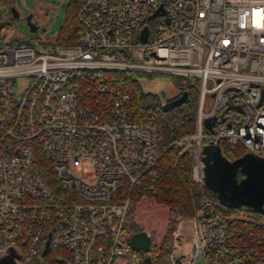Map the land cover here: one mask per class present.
<instances>
[{
  "label": "built area",
  "instance_id": "obj_1",
  "mask_svg": "<svg viewBox=\"0 0 264 264\" xmlns=\"http://www.w3.org/2000/svg\"><path fill=\"white\" fill-rule=\"evenodd\" d=\"M77 19L73 46L0 43V258L41 264L61 249L63 264L145 261L124 237L131 204L118 192L154 166L161 128L131 120L129 94L104 83L131 72L199 82L195 130L175 143L202 188L194 242L170 264H264V224L232 226L204 188L206 145L264 158V0H84ZM18 78L28 80L20 94Z\"/></svg>",
  "mask_w": 264,
  "mask_h": 264
},
{
  "label": "trees",
  "instance_id": "obj_2",
  "mask_svg": "<svg viewBox=\"0 0 264 264\" xmlns=\"http://www.w3.org/2000/svg\"><path fill=\"white\" fill-rule=\"evenodd\" d=\"M83 2L84 0H68L66 17L56 37L55 44L62 46L77 44L79 36L84 32L77 19L78 10ZM3 28L4 22L0 21V43L4 41L2 36ZM14 44L21 45L23 43L18 40ZM25 45H32V43ZM141 75L143 74L131 72H108L104 75V83L106 85L115 88L117 91L129 94L128 110L131 120L139 122L154 121L159 124L162 134L160 156L154 166L144 172L131 189L129 186L124 185L118 192V198L122 200L129 195L131 206L138 203L141 199L150 198L158 205L167 208V231L161 244L158 246H152L151 244V254H148V256L151 258L152 264H170L174 233L181 220L192 216L193 203L202 191V188L195 185L191 180L190 153L180 149L175 144L181 137L191 134L195 130L199 82L197 80H186L185 83H180L179 85L181 93L173 98L163 100L157 94L144 91L137 78V76ZM184 93L186 94V99L183 103L166 109V104L181 97ZM220 149L221 153L231 154L233 159L240 158L246 154V151L240 145L228 147L221 143ZM46 163L45 165L43 164V167L48 184L57 191H62L63 188H61L55 178V172ZM204 188L211 199L218 201L209 192L206 185ZM131 208L128 211V222L124 228V233L126 234L130 233V229L134 233L143 231L136 223H130L132 219ZM220 210L225 216L230 215L235 210H246L264 217L263 214L255 212L252 208L246 206L233 209L220 204ZM231 225L245 230L259 227L258 223L244 219H234L231 221ZM59 255L69 257V252L61 249H52L42 258L41 264H63L55 259ZM141 264L149 263L143 261Z\"/></svg>",
  "mask_w": 264,
  "mask_h": 264
},
{
  "label": "rangeland",
  "instance_id": "obj_3",
  "mask_svg": "<svg viewBox=\"0 0 264 264\" xmlns=\"http://www.w3.org/2000/svg\"><path fill=\"white\" fill-rule=\"evenodd\" d=\"M11 7L16 8L17 16L11 15ZM67 8L68 0H0V21L4 22L2 30L4 41L10 42L11 46L18 40L23 44L35 43L43 53H50L64 23ZM41 42L44 44L42 45ZM137 78L144 91L157 94L163 100L173 98L181 93L179 85L186 81L179 77L167 75H157L151 78L143 74L137 76ZM27 83V79L18 78L16 93H22ZM127 197L129 198L130 196L128 195ZM131 207L132 219L130 223H136L143 231L149 233L152 246L161 244L167 231V208L158 205L150 198L141 199ZM227 217L229 220L244 219L264 224L263 216L246 210H235ZM129 231V234L124 233L125 238H129L134 233L132 229ZM193 242V222L189 218L183 219L179 223L175 249L173 250L175 258L184 260L188 257L192 252ZM148 254L150 255L151 252L146 253L147 256Z\"/></svg>",
  "mask_w": 264,
  "mask_h": 264
},
{
  "label": "water",
  "instance_id": "obj_4",
  "mask_svg": "<svg viewBox=\"0 0 264 264\" xmlns=\"http://www.w3.org/2000/svg\"><path fill=\"white\" fill-rule=\"evenodd\" d=\"M10 12L12 16H17L18 14L15 7H11ZM185 99L186 94L184 93L181 97L166 104V109L183 103ZM224 159L219 145L204 147L206 186L214 192L221 205L233 209L246 206L264 215V158L246 153L234 162L229 163L228 167H222L224 171H222L220 177L216 178L212 171ZM231 169H239L244 177L240 180H234ZM151 244V237L146 231L132 233L129 237V245L135 250L148 253ZM145 261L152 264L149 256L145 257ZM0 264L19 263L12 254H8L0 258ZM196 264H204V262L200 260Z\"/></svg>",
  "mask_w": 264,
  "mask_h": 264
},
{
  "label": "flooded vegetation",
  "instance_id": "obj_5",
  "mask_svg": "<svg viewBox=\"0 0 264 264\" xmlns=\"http://www.w3.org/2000/svg\"><path fill=\"white\" fill-rule=\"evenodd\" d=\"M235 160L236 159H232V160H229V159L228 160L227 159L225 160L224 159V160H222L221 161V164L219 166L215 167L214 170L212 171L214 177H216V178L220 177L221 174H222V171H224V168L225 167H228L229 166V163H232ZM222 167H224V168L222 169ZM231 170H232L231 173L233 174L232 176H234V180L235 179L240 180V179H242L244 177V175L240 172L239 169H236L237 171L235 169H231ZM204 174H205V171H204ZM207 189L209 190L210 193H212L217 198V196L214 194V192L209 187H207Z\"/></svg>",
  "mask_w": 264,
  "mask_h": 264
}]
</instances>
